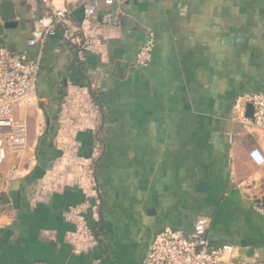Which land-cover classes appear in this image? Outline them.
I'll return each mask as SVG.
<instances>
[{"label": "crops", "instance_id": "0c3cea01", "mask_svg": "<svg viewBox=\"0 0 264 264\" xmlns=\"http://www.w3.org/2000/svg\"><path fill=\"white\" fill-rule=\"evenodd\" d=\"M96 1L86 17L81 0H0L1 25L2 5L14 14L0 49L41 61L14 115L26 143L0 163V264H141L200 216L211 246L264 264V165L249 155L264 133L243 118L264 90V0ZM55 9L72 25L30 45Z\"/></svg>", "mask_w": 264, "mask_h": 264}, {"label": "built area", "instance_id": "2783aa9c", "mask_svg": "<svg viewBox=\"0 0 264 264\" xmlns=\"http://www.w3.org/2000/svg\"><path fill=\"white\" fill-rule=\"evenodd\" d=\"M105 1L109 5L113 3V0ZM81 4L86 17L97 13L96 0H81ZM103 21L114 26L122 22L121 17L113 12L106 13ZM72 22L71 9H55L34 30L28 42L30 45L42 44L59 28L68 27ZM154 47L155 37L151 32L137 53L136 63L142 67L148 66ZM40 67L39 57L32 59L26 52L7 47L0 49V124L10 123L7 130L0 126V163L5 160L10 149H18L26 143L27 123L24 119H15L14 115L36 89ZM245 100L253 104L254 114L252 118H243L250 119L251 124L264 133V90L246 96ZM249 155L256 165H264V149L261 147L252 148ZM209 228L210 219L200 216L190 235L170 231L160 233L141 264H240L234 246H211Z\"/></svg>", "mask_w": 264, "mask_h": 264}, {"label": "water", "instance_id": "95a60500", "mask_svg": "<svg viewBox=\"0 0 264 264\" xmlns=\"http://www.w3.org/2000/svg\"><path fill=\"white\" fill-rule=\"evenodd\" d=\"M6 5H7L6 3L4 5H2V9L1 10H2V20H7V22L4 25H1V23H0V29L1 30L4 29V26L6 27V26L10 25L11 23H14L13 21H8V20H11L14 17V14L11 11L10 5H7L8 8L5 7ZM253 114H254V106H253V104L251 102H248L246 104L245 116L247 118H252ZM3 201L5 203H8L9 199L3 198ZM245 264H263V263L255 262V263H245Z\"/></svg>", "mask_w": 264, "mask_h": 264}]
</instances>
